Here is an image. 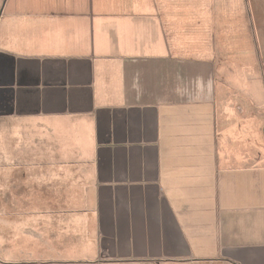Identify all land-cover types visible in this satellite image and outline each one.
<instances>
[{
	"label": "crops",
	"instance_id": "0c3cea01",
	"mask_svg": "<svg viewBox=\"0 0 264 264\" xmlns=\"http://www.w3.org/2000/svg\"><path fill=\"white\" fill-rule=\"evenodd\" d=\"M253 2L3 0L0 218L34 264H264Z\"/></svg>",
	"mask_w": 264,
	"mask_h": 264
},
{
	"label": "rangeland",
	"instance_id": "374dc122",
	"mask_svg": "<svg viewBox=\"0 0 264 264\" xmlns=\"http://www.w3.org/2000/svg\"><path fill=\"white\" fill-rule=\"evenodd\" d=\"M2 4H3V0H0V10H1ZM19 197H20V201H19L18 205H21L22 207L24 205L26 207L25 203H26L27 196L23 195L21 193V195ZM26 218H28V216ZM1 221H2V219L0 218V230L1 229H4V230H2V232L0 231V235L2 233V236H4L5 239L9 240L10 243L13 241L14 244H12V246L6 247V249H8V251H9V254L7 256V254L3 255L2 250H1L2 246L0 243V264H34V259L38 255V252L36 249V245L34 244V240L31 237L30 230L27 231V233L23 234V235L20 234V232L17 234V231H15L16 232V234H15L13 232V230H5V226H3ZM7 222H8V224L13 223V225H14V223H16L17 221H15V222L7 221ZM23 222L25 224L26 222H28V220L25 219V220H23ZM11 233H12V235H11ZM18 240H20L19 241L20 244H18ZM10 252L14 253V255L13 256L10 255ZM8 257H10V258H8ZM14 258H17V259H14ZM21 258L22 259L28 258L29 260H27V261L19 260Z\"/></svg>",
	"mask_w": 264,
	"mask_h": 264
},
{
	"label": "trees",
	"instance_id": "16d2710c",
	"mask_svg": "<svg viewBox=\"0 0 264 264\" xmlns=\"http://www.w3.org/2000/svg\"><path fill=\"white\" fill-rule=\"evenodd\" d=\"M254 15L259 19L261 23L264 24V4L259 3H252ZM260 23V24H261Z\"/></svg>",
	"mask_w": 264,
	"mask_h": 264
}]
</instances>
